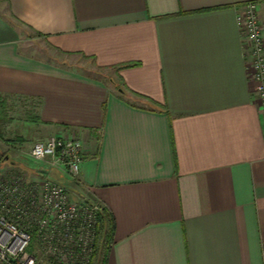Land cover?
Returning <instances> with one entry per match:
<instances>
[{"label":"crops","instance_id":"obj_1","mask_svg":"<svg viewBox=\"0 0 264 264\" xmlns=\"http://www.w3.org/2000/svg\"><path fill=\"white\" fill-rule=\"evenodd\" d=\"M246 2L264 28V0H0V97L35 106L23 155L51 137L81 144L77 180L52 176L113 226L107 242L99 223L93 264H264ZM24 156L1 169L37 179Z\"/></svg>","mask_w":264,"mask_h":264},{"label":"built area","instance_id":"obj_2","mask_svg":"<svg viewBox=\"0 0 264 264\" xmlns=\"http://www.w3.org/2000/svg\"><path fill=\"white\" fill-rule=\"evenodd\" d=\"M258 11L256 2L242 4L235 23L264 130V28ZM28 157L42 168L36 180L0 170V264H93L103 208L76 198L52 176L56 172L68 181L77 180L81 144L51 137L34 142Z\"/></svg>","mask_w":264,"mask_h":264},{"label":"rangeland","instance_id":"obj_3","mask_svg":"<svg viewBox=\"0 0 264 264\" xmlns=\"http://www.w3.org/2000/svg\"><path fill=\"white\" fill-rule=\"evenodd\" d=\"M80 64L86 69L90 68V66H88L83 61H81ZM4 104V110L6 113L4 114V117L2 116V118H0V170H5L1 169V167L4 165L1 163L4 162L5 157H8L9 159L10 157H13V159H18L20 156L22 157L25 155L24 157L28 160L27 166L30 169L32 168L31 170H33L34 173L38 175L39 171L42 169L41 166L35 164L32 160H30L29 157L26 156V154L23 155L24 152L22 151H24V147L27 148V145H25L24 147L21 146V143L23 141L22 136H29V133H26L25 131L29 132L28 121L33 117L36 112L35 106L28 105L23 100L15 99L9 100L8 102L4 101ZM33 143L34 141L30 143L31 146ZM13 144H16V146L19 147L18 151L15 150L11 152V146ZM101 240L104 241V236H101ZM103 241L101 243H103Z\"/></svg>","mask_w":264,"mask_h":264},{"label":"trees","instance_id":"obj_4","mask_svg":"<svg viewBox=\"0 0 264 264\" xmlns=\"http://www.w3.org/2000/svg\"><path fill=\"white\" fill-rule=\"evenodd\" d=\"M133 64H127V65H123L121 66V68H127V67H132ZM4 100L0 97V118H2V116L4 117L5 115V106H4ZM99 223L101 224H104L105 223V227L107 228V242H110L111 241V236H112V232H113V226L110 225V223H108V220H106V215H105V211L103 210L100 218H99Z\"/></svg>","mask_w":264,"mask_h":264}]
</instances>
